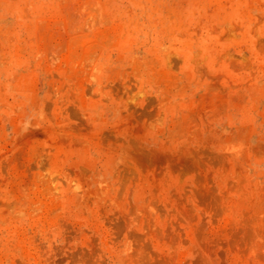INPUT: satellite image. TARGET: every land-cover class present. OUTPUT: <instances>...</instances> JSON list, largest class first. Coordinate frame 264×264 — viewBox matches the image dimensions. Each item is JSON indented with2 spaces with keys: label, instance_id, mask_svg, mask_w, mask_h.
<instances>
[{
  "label": "rangeland",
  "instance_id": "1",
  "mask_svg": "<svg viewBox=\"0 0 264 264\" xmlns=\"http://www.w3.org/2000/svg\"><path fill=\"white\" fill-rule=\"evenodd\" d=\"M0 264H264V0H0Z\"/></svg>",
  "mask_w": 264,
  "mask_h": 264
}]
</instances>
